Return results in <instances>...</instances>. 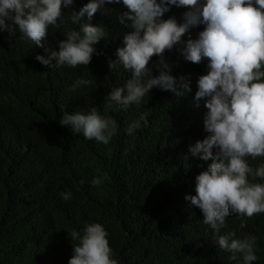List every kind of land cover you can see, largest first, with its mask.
<instances>
[{
	"label": "trees",
	"instance_id": "obj_1",
	"mask_svg": "<svg viewBox=\"0 0 264 264\" xmlns=\"http://www.w3.org/2000/svg\"><path fill=\"white\" fill-rule=\"evenodd\" d=\"M88 2L74 0L62 9L64 22L49 27L43 48L21 39L19 32L12 37L0 32V264H68L73 252L69 233L89 223H100L108 232L119 264H243L213 243L201 210L185 200L195 195V177L211 163L183 158L190 144L207 136L204 101L199 108L193 103L207 61L192 64L176 49L166 52L170 74L190 78L192 92L177 98L154 89L139 106L110 109L106 114L118 131L108 145L74 136L60 125L65 112L97 107L105 114L109 91L131 78L122 67L116 73L109 68L128 31L117 19L127 10L122 4L105 5L93 17L92 25L105 27L106 37L88 66L54 69L35 59L47 58L45 49L59 50L63 32L78 29L70 13ZM184 11L172 7L164 19L182 22ZM202 30L192 29L191 37ZM159 60L153 57L149 65L155 75ZM80 77L90 84L69 91ZM142 113L149 114L147 124L128 136V123ZM248 161L256 168L264 157ZM98 175L106 178L93 186ZM61 192H70L71 198L65 201ZM242 222L245 228H240ZM225 232L254 235L258 259L253 264H264V213L229 216L221 234Z\"/></svg>",
	"mask_w": 264,
	"mask_h": 264
},
{
	"label": "clouds",
	"instance_id": "obj_2",
	"mask_svg": "<svg viewBox=\"0 0 264 264\" xmlns=\"http://www.w3.org/2000/svg\"><path fill=\"white\" fill-rule=\"evenodd\" d=\"M74 0H0V32L10 37L20 33L21 39L43 48L50 26L64 22L62 9ZM122 4L126 11L117 15L128 31L122 47L116 49L109 68L116 73L122 67L131 78L122 87H113L104 104L105 114L97 107L63 113L61 126L86 140L108 145L117 134L116 121L106 113L113 108L127 110L139 106L145 96L158 89L184 98L192 92L191 79L171 75L172 67L164 54L176 49L186 62L207 61V74L196 81L194 105L204 101L207 109L203 126L207 136L190 144L184 161L198 158L208 162L206 170L195 177V195L185 200L201 210L203 224L212 231L213 243L230 253V260L243 264L257 261L256 237L235 232L221 234L229 216L253 217L264 213V162L256 168L248 158L264 157V0H90L79 12L70 13L73 25L63 32L58 51L45 49L47 58L35 59L54 69L88 66L98 56L96 45L106 37L105 27L93 26V17L105 5ZM172 7L183 8L182 22L175 17L164 19ZM85 17L87 21L85 22ZM203 26L196 38L191 30ZM188 35L187 40L183 37ZM159 57L155 75L150 63ZM55 61V64H53ZM90 81L77 78L70 88L75 92ZM148 113H142L125 128L128 136L146 125ZM190 167V165H187ZM106 177L92 179L100 185ZM65 201L70 192H61ZM242 222L240 228H245ZM73 252L68 264H119L109 246L108 232L100 223L86 224L82 231L69 233ZM75 241V245L73 244Z\"/></svg>",
	"mask_w": 264,
	"mask_h": 264
}]
</instances>
